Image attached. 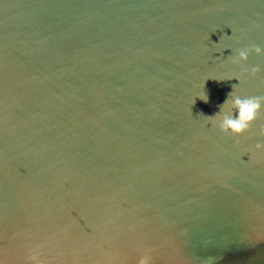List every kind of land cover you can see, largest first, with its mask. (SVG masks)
Returning a JSON list of instances; mask_svg holds the SVG:
<instances>
[{
    "label": "water",
    "instance_id": "water-1",
    "mask_svg": "<svg viewBox=\"0 0 264 264\" xmlns=\"http://www.w3.org/2000/svg\"><path fill=\"white\" fill-rule=\"evenodd\" d=\"M230 93L264 96V0H0V264H264Z\"/></svg>",
    "mask_w": 264,
    "mask_h": 264
},
{
    "label": "clouds",
    "instance_id": "clouds-1",
    "mask_svg": "<svg viewBox=\"0 0 264 264\" xmlns=\"http://www.w3.org/2000/svg\"><path fill=\"white\" fill-rule=\"evenodd\" d=\"M255 52L257 55L262 54V49L259 46L253 45L251 48H245L238 52L239 61H247L251 52ZM244 71H247L245 69ZM259 71L258 68H252L251 74L254 76ZM240 77H237L239 79ZM231 97L232 108L235 109L234 114H224L223 119L220 121L219 129L221 132L233 137H238L244 133L250 131L252 125L260 117L261 113L264 112V96H246L241 97L240 95L229 94ZM205 103L208 102L207 95L199 97ZM229 103L228 100L224 102L225 105ZM224 105H221V112H223ZM220 113L214 116L208 117L211 123L217 120ZM264 135V130L261 132ZM258 150H264V143H257L255 146ZM35 259V257H31ZM150 257L145 255L139 259V264H148Z\"/></svg>",
    "mask_w": 264,
    "mask_h": 264
}]
</instances>
